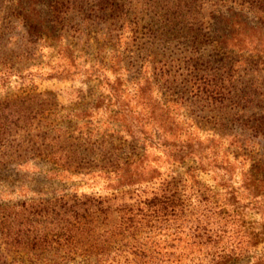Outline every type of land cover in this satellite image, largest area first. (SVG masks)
I'll use <instances>...</instances> for the list:
<instances>
[{"label": "rangeland", "instance_id": "374dc122", "mask_svg": "<svg viewBox=\"0 0 264 264\" xmlns=\"http://www.w3.org/2000/svg\"><path fill=\"white\" fill-rule=\"evenodd\" d=\"M220 258L264 264V0H0V264Z\"/></svg>", "mask_w": 264, "mask_h": 264}, {"label": "trees", "instance_id": "16d2710c", "mask_svg": "<svg viewBox=\"0 0 264 264\" xmlns=\"http://www.w3.org/2000/svg\"><path fill=\"white\" fill-rule=\"evenodd\" d=\"M238 44H236V46H237ZM187 155H185V153H184V155L182 156V159L184 158V157H186ZM175 157H176V155H175ZM174 157V158H175ZM181 158V157H180ZM176 161V160H175ZM203 230L205 231V228H203ZM214 264H221L222 262H228V260H226V259H224V258H220V259H218V260H216V259H214L213 261H212Z\"/></svg>", "mask_w": 264, "mask_h": 264}]
</instances>
